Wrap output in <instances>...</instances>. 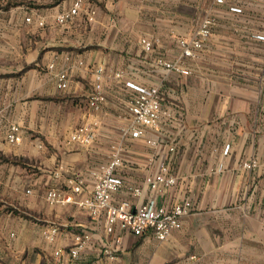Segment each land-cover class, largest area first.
Wrapping results in <instances>:
<instances>
[{
	"label": "crops",
	"instance_id": "crops-1",
	"mask_svg": "<svg viewBox=\"0 0 264 264\" xmlns=\"http://www.w3.org/2000/svg\"><path fill=\"white\" fill-rule=\"evenodd\" d=\"M76 1L0 0V193L13 208L0 229V264H264V0H82L74 22L57 25ZM88 9L96 11L92 22ZM207 14L216 26L199 58L184 62L190 74L167 72L157 60H178V40L192 38ZM98 68L101 111L89 105ZM61 74L67 89L58 88ZM131 85L158 87L174 117L125 141L118 171L125 187L114 198L138 203L129 188L139 187L165 207L192 200L195 211L163 242L119 228L107 234L87 210L46 201L67 178L93 188L91 172L110 161L132 121ZM10 124L23 129L19 146L5 140ZM85 124L97 125L95 143L69 144ZM253 160L256 168H243ZM161 163L178 182L155 194L144 180ZM47 225L59 229L52 244L42 235ZM83 233L90 242L78 259L55 255Z\"/></svg>",
	"mask_w": 264,
	"mask_h": 264
},
{
	"label": "built area",
	"instance_id": "built-area-1",
	"mask_svg": "<svg viewBox=\"0 0 264 264\" xmlns=\"http://www.w3.org/2000/svg\"><path fill=\"white\" fill-rule=\"evenodd\" d=\"M227 0H214L215 5L224 6ZM82 0H77L73 7L55 18L59 26L74 22L75 18L82 10ZM89 21L92 22L96 11L87 10ZM31 18H26L30 22ZM44 26V22H39ZM216 26V19L212 14H207L200 22L196 34L190 38L178 40L180 48V58L174 62H168L164 59H158L157 63L167 72H176L181 75H189L190 71L184 67L186 60H196L199 53L210 41L213 29ZM258 39L264 41V36ZM141 43L145 51L150 52L153 49V43L147 39H142ZM103 68L96 71V82L93 93L89 100V105L96 111H101L105 102V96L102 89ZM135 92V96L129 102V109L132 114L131 123L122 129L121 142L112 145L110 161L101 166L98 170L91 172L95 182L91 190H88L83 177L77 176L67 178L66 188H52L47 192L46 201L49 205H67L74 204L88 211L91 219L96 223H103L104 231L107 234H114L116 228L125 233L136 237H142L147 233H152L158 241H165L174 230L182 227V218L191 215L195 211V204L192 200H184L172 207H165L158 204L156 195L152 198L144 197L142 188H129L133 198L141 200L133 203L130 200L115 202V195L120 193L125 187L123 179L118 171L124 167L122 153L124 143L127 139H141L148 130H157L164 121H171L174 113L170 107L163 105L160 98V89L158 87L130 86ZM59 89L68 88V78L65 74L59 76ZM98 127L95 124H85L75 128L68 139L69 144L89 147L95 143L98 138ZM5 140L11 146H19L23 143L24 132L17 124H10L5 132ZM151 147H157L156 140H146ZM227 150V149H226ZM169 153H175L176 147L172 145L168 148ZM243 168L252 170L258 166L255 160L243 163ZM62 171L54 172V178L60 179ZM178 178L171 172L169 164L161 163L157 172L145 177L144 185L147 190L157 194L158 192L175 187ZM27 194L31 191L27 190ZM143 199V200H142ZM59 229L54 225L44 226L42 235L44 239L52 244L56 241ZM90 235L87 233L74 236L73 246L68 252L62 250L55 253L56 256H68L71 259H78L81 252L88 246ZM114 250L107 249L105 254L109 259L114 260L116 255Z\"/></svg>",
	"mask_w": 264,
	"mask_h": 264
},
{
	"label": "rangeland",
	"instance_id": "rangeland-1",
	"mask_svg": "<svg viewBox=\"0 0 264 264\" xmlns=\"http://www.w3.org/2000/svg\"><path fill=\"white\" fill-rule=\"evenodd\" d=\"M9 203L7 196L0 193V229L8 220V214L13 209Z\"/></svg>",
	"mask_w": 264,
	"mask_h": 264
}]
</instances>
